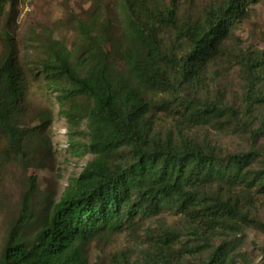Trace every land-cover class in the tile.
<instances>
[{
    "label": "trees",
    "instance_id": "16d2710c",
    "mask_svg": "<svg viewBox=\"0 0 264 264\" xmlns=\"http://www.w3.org/2000/svg\"><path fill=\"white\" fill-rule=\"evenodd\" d=\"M258 1L223 0L208 7L199 21L183 23L180 0H171L164 10L154 0H120L121 15L99 3L89 19L76 23L79 38L72 49L44 35V55L31 69L16 38L2 26L8 5L14 12L18 0H0V166L13 161L42 166L53 158V113L36 96L47 89L57 93L71 133L87 135L83 146L92 154L80 177L58 202L47 203L36 220L37 178H32L0 264H89L86 243L135 228L139 218L164 210L184 216L189 233L203 244L217 231L242 232L246 224L264 231V221L243 211L239 199L226 192L240 184L264 191L262 153L254 145L239 152L204 147L183 132L222 121L245 124L243 112L221 95L204 99L185 91L198 88L208 66L225 53L224 43L248 7ZM114 24L122 35L116 47L106 49ZM165 28L173 37H165ZM260 65L257 59H243L247 117L264 101ZM174 106L179 109L173 111ZM159 111L177 116L178 139L156 129ZM84 121L86 131H80ZM262 131L264 121L252 135ZM72 146L78 145L73 141ZM215 183L217 190L212 189ZM245 193L252 206L251 193ZM33 219L36 228L27 234ZM179 236L173 228L155 235L139 264H185L182 251L174 249ZM196 246L187 252L197 256L202 247ZM239 256L233 241L224 239L188 264H235Z\"/></svg>",
    "mask_w": 264,
    "mask_h": 264
},
{
    "label": "rangeland",
    "instance_id": "374dc122",
    "mask_svg": "<svg viewBox=\"0 0 264 264\" xmlns=\"http://www.w3.org/2000/svg\"><path fill=\"white\" fill-rule=\"evenodd\" d=\"M119 1L18 0L14 12L10 11L11 6L8 5L9 12L2 20V26L16 38L21 56L28 67L34 69L44 55L42 54V45L46 42L44 35H52L53 38L61 40L67 48L72 49L79 38L76 23L89 19L98 9L99 3H102L108 12L117 10L121 15ZM170 1L154 0L160 10H164ZM221 1L223 0H180L178 12L180 23L185 20L199 21L208 7ZM113 29L114 38L106 43V49L116 47L121 38L122 30L115 24ZM164 31L166 38L173 37L174 33L170 28H165ZM224 45L225 53L208 66L198 88L187 89L185 95H196L204 99H217L221 95L225 103L243 112L242 119L246 122L242 126L223 121L211 125H194L184 128L183 132L186 137L199 145L224 152L247 151L254 145L262 153L261 158H263L264 131L254 138L252 129L259 128L264 121V101L247 117L244 103L248 90L247 70L243 66V59L251 57L261 62L263 78L260 80V89L264 94V0H259L248 7V14ZM30 80L34 86L33 79ZM36 96L40 97L38 98L40 100L42 98L47 101L53 113V124L50 129L53 158L42 166H27L18 161L0 166V255L19 221L23 198L30 188L32 178H37L38 193L33 196L32 202L36 220L47 203L50 201L56 203L62 198L70 182L80 177L92 158V154L83 146L86 144L87 135L71 133L69 123L61 112L57 93L47 89L43 94ZM178 109V106H174L173 111ZM173 111H159L155 119V127L161 135L164 136L171 131L178 139L177 116ZM79 129L86 131V121ZM73 141L78 146L73 147ZM258 165L255 164L254 167L258 168L260 166ZM219 188V184L215 183L212 189ZM227 190L230 196L239 199L243 211L249 209L252 217L264 221V191H260L257 186L246 187L243 184L231 186ZM245 192L251 193L252 206L244 200ZM34 219L25 228L27 234H31L36 228ZM138 221L135 228L106 239H94L86 243L89 264H139L145 252L155 242V235L172 228L179 231L180 236L174 243V249L182 251L179 255L185 264L197 260L224 239L233 241L237 252L241 254L235 264H264V231L254 226L246 224L242 232L237 233L217 231L208 243L203 244L202 238L189 233L186 218L175 211L164 210L156 216L139 218ZM196 244L202 248H199L197 256H192L187 250H192Z\"/></svg>",
    "mask_w": 264,
    "mask_h": 264
}]
</instances>
